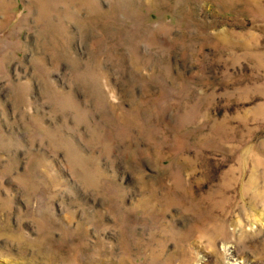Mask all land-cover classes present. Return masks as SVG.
Segmentation results:
<instances>
[{"label":"rangeland","instance_id":"rangeland-1","mask_svg":"<svg viewBox=\"0 0 264 264\" xmlns=\"http://www.w3.org/2000/svg\"><path fill=\"white\" fill-rule=\"evenodd\" d=\"M264 264V0H0V264Z\"/></svg>","mask_w":264,"mask_h":264},{"label":"bare ground","instance_id":"bare-ground-1","mask_svg":"<svg viewBox=\"0 0 264 264\" xmlns=\"http://www.w3.org/2000/svg\"><path fill=\"white\" fill-rule=\"evenodd\" d=\"M230 264H240V263L237 262L236 259H233V261Z\"/></svg>","mask_w":264,"mask_h":264}]
</instances>
